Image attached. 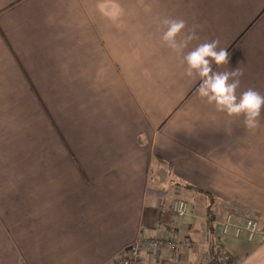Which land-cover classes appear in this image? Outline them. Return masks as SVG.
<instances>
[{
  "label": "crops",
  "instance_id": "1",
  "mask_svg": "<svg viewBox=\"0 0 264 264\" xmlns=\"http://www.w3.org/2000/svg\"><path fill=\"white\" fill-rule=\"evenodd\" d=\"M168 17L264 94V0H0V264H108L156 237L188 239V264L210 237L264 264L263 235L221 231L228 214L264 230V112L246 130L203 102L160 40Z\"/></svg>",
  "mask_w": 264,
  "mask_h": 264
},
{
  "label": "clouds",
  "instance_id": "2",
  "mask_svg": "<svg viewBox=\"0 0 264 264\" xmlns=\"http://www.w3.org/2000/svg\"><path fill=\"white\" fill-rule=\"evenodd\" d=\"M161 42L175 55L183 69V75L198 82L196 93L206 104L229 118H239L246 130L261 127L264 112V94L248 87L243 91L240 67L234 70H220L228 64L230 53L220 48L219 40L204 41L192 46L198 40L195 26L187 28L185 20L164 18ZM213 65L217 70H213Z\"/></svg>",
  "mask_w": 264,
  "mask_h": 264
},
{
  "label": "built area",
  "instance_id": "3",
  "mask_svg": "<svg viewBox=\"0 0 264 264\" xmlns=\"http://www.w3.org/2000/svg\"><path fill=\"white\" fill-rule=\"evenodd\" d=\"M171 211L177 219H183L188 212V205L182 199H177L171 204ZM231 214L225 218L221 223L222 234H231L235 238H245L248 241H253L257 235L264 236V230H261L258 221L255 219H246L244 222L239 223L234 220ZM161 247H166L169 250H173L177 253L180 247L185 249L191 248V242L188 239H177L173 237H156L152 239H139L134 244L130 245L126 250L122 251L117 255L111 264H140V252L143 248L149 250H157ZM230 255L222 254L220 261L223 264H228V259ZM175 264H188L176 256ZM194 264H210L208 260V255L205 254L204 257L194 263Z\"/></svg>",
  "mask_w": 264,
  "mask_h": 264
},
{
  "label": "trees",
  "instance_id": "4",
  "mask_svg": "<svg viewBox=\"0 0 264 264\" xmlns=\"http://www.w3.org/2000/svg\"><path fill=\"white\" fill-rule=\"evenodd\" d=\"M189 188L188 186H186ZM210 196L208 195V201H210ZM208 260L210 264H223L220 261V257L222 254H228V252L223 250V247L218 245L217 241H214L211 237L208 242ZM228 264H233L232 259H228Z\"/></svg>",
  "mask_w": 264,
  "mask_h": 264
},
{
  "label": "rangeland",
  "instance_id": "5",
  "mask_svg": "<svg viewBox=\"0 0 264 264\" xmlns=\"http://www.w3.org/2000/svg\"><path fill=\"white\" fill-rule=\"evenodd\" d=\"M171 194V193H170ZM172 195H169L168 196V201L166 202V207H171V204H172V202H173V200H172ZM161 238H164V237H161ZM188 249V248H187ZM159 250H165V251H167V252H169V253H171L172 255H174V256H176V255H178V254H180V250L178 249L177 250V253H175L173 250H169V249H167L166 247H161V248H159V249H157V250H152V251H159ZM124 251V250H123ZM151 251V250H150ZM230 255V254H229ZM140 260H141V258H140ZM112 263V261H110L108 264H111ZM141 264V263H140ZM175 264V263H174Z\"/></svg>",
  "mask_w": 264,
  "mask_h": 264
}]
</instances>
